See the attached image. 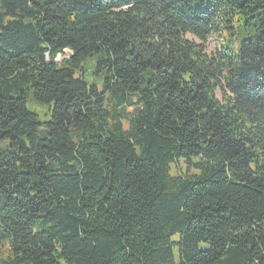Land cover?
Here are the masks:
<instances>
[{
  "label": "trees",
  "instance_id": "obj_1",
  "mask_svg": "<svg viewBox=\"0 0 264 264\" xmlns=\"http://www.w3.org/2000/svg\"><path fill=\"white\" fill-rule=\"evenodd\" d=\"M0 264H264V0H0Z\"/></svg>",
  "mask_w": 264,
  "mask_h": 264
},
{
  "label": "rangeland",
  "instance_id": "obj_2",
  "mask_svg": "<svg viewBox=\"0 0 264 264\" xmlns=\"http://www.w3.org/2000/svg\"><path fill=\"white\" fill-rule=\"evenodd\" d=\"M218 41H219V37H218V35H216V34L211 35V36L207 39V42L204 44L205 52H206L207 54L215 53V50H216L217 45H218ZM61 59H62V58H61L60 56L57 57V60H58V61H60ZM180 167H181V170H182V171H185L186 168H187V165H186V163H185L183 160L180 161ZM178 172H179V171L176 170V169L174 168V166L172 165V166H171V174H172V175H175V174H177Z\"/></svg>",
  "mask_w": 264,
  "mask_h": 264
}]
</instances>
